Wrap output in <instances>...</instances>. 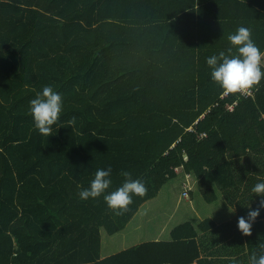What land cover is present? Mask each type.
Here are the masks:
<instances>
[{
    "label": "trees",
    "instance_id": "1",
    "mask_svg": "<svg viewBox=\"0 0 264 264\" xmlns=\"http://www.w3.org/2000/svg\"><path fill=\"white\" fill-rule=\"evenodd\" d=\"M246 1L203 19L215 2L0 0V264H212L195 241L206 224L216 229L212 220L103 260L101 234L123 231L170 183L181 189L186 175L206 204L222 192L235 201L243 183L264 178V80L252 98L223 100L206 64L240 26L264 51V0ZM46 85L63 99L49 137L30 115ZM108 166V192L122 185L121 170L147 187L122 216L103 197L78 195ZM257 219L243 235L248 257L264 243V209ZM160 250L164 256H144Z\"/></svg>",
    "mask_w": 264,
    "mask_h": 264
},
{
    "label": "clouds",
    "instance_id": "2",
    "mask_svg": "<svg viewBox=\"0 0 264 264\" xmlns=\"http://www.w3.org/2000/svg\"><path fill=\"white\" fill-rule=\"evenodd\" d=\"M227 39L230 46L226 50L206 58V64L211 70V80L225 96L252 97L260 90L261 81L264 80V51L257 46L248 27H238ZM62 109V96L52 85L44 86L30 101V115L40 135H54V126L60 122ZM76 120L73 116L67 123L75 126ZM112 172L111 166L97 169L89 187L82 188L78 195L81 200H98L103 197L108 209L113 214L122 216L130 211L134 196L143 198L147 195V187L142 180L133 179L131 172L121 170L119 175L124 178L122 185L108 192L113 183ZM251 192L261 199L255 209L247 205L249 210L246 217L237 218V228L244 236L252 235V226L259 217L260 210L264 209V181L257 182ZM229 212L234 213L235 209L232 208ZM258 249L259 251L254 250L249 255L248 264H264V243L259 244Z\"/></svg>",
    "mask_w": 264,
    "mask_h": 264
},
{
    "label": "crops",
    "instance_id": "3",
    "mask_svg": "<svg viewBox=\"0 0 264 264\" xmlns=\"http://www.w3.org/2000/svg\"><path fill=\"white\" fill-rule=\"evenodd\" d=\"M189 1V0H187ZM238 0H228L220 4V0L208 2V0H198V4L206 6L208 3L214 4L216 8H212L210 12H204L201 14L203 19H209V15L214 11H222V14L228 12L233 13L234 2ZM248 3L246 0H239ZM202 7V8H203ZM236 15H241L242 11H236ZM259 181H264V178H253L250 185L243 183L239 191L232 195L235 197V201H229L227 196L229 193L222 192L221 201L217 204H206L201 200L202 196L199 194L197 188L189 192V199L183 197V191L178 187L175 189V184L170 183L166 186L157 197L144 204L140 211L134 216L130 223L126 226L123 231H120L113 235H106L103 231L101 234V251L100 259H106L116 254L125 252L131 248L139 245L150 243V242H169L172 240L171 231L178 228L186 223H190L193 227H197L199 224L204 223L205 220H212L217 224L216 229L212 228L210 224H206L205 227L208 231L199 232L195 238L197 245L199 246L200 256L203 259L211 261L212 264H248V251L246 249V243L243 235L237 228V218L240 216H247L250 205L252 209H255L260 201V197L254 195L251 192L252 187ZM164 193V194H162ZM162 194L160 200L159 197ZM175 206H170L171 210L168 209L163 211L161 207L164 202L169 201L172 198V202L177 196ZM251 196L252 200L249 203L238 204L242 197ZM199 200L202 203H199ZM158 201V204L154 207L158 208L156 213L149 218H142L147 220L148 224L145 228L133 226L131 223L142 211V209H149V203ZM235 209L234 213H230L229 210ZM148 212L147 210H145ZM262 219V218H260ZM258 220V219H256ZM263 221V219L261 220ZM256 222V221H255ZM144 230V231H141ZM180 235L189 233L190 229L185 228L180 230ZM144 256H164V253L160 250L154 255L146 252ZM176 256H183V254H176Z\"/></svg>",
    "mask_w": 264,
    "mask_h": 264
},
{
    "label": "rangeland",
    "instance_id": "4",
    "mask_svg": "<svg viewBox=\"0 0 264 264\" xmlns=\"http://www.w3.org/2000/svg\"><path fill=\"white\" fill-rule=\"evenodd\" d=\"M176 187H177V186H175V189H176ZM177 188H178V187H177ZM195 188H196V186L193 187L192 191H193ZM162 194H164V193H162ZM162 194H161V196L159 197L158 200H160V199L162 198ZM177 197H178V195L175 196L173 202H172V198H171L170 201H169V204H168V201H167V202H164L162 205H163V206H167L168 208L166 209V208H164V207H161L162 210H163V211H166V210H168V209L171 210V207H170V206H175V202H176ZM201 200H203V199L201 198ZM201 200H199V203H202ZM149 204H151V205H149L148 207H152V208H150V210H149V209H145L146 207H145L144 209H142V211L137 215V217L134 219V221H132V223H131V228H132L134 225H135V226L140 225V227H142V228H143V227L145 228V226L149 225L148 222H147V220H145V219L142 220V218H146V219H147V218H149L150 216H153V215L156 213V211H157L158 208L154 207V205L158 204V201H154V202H151V203H149ZM145 210H147L148 212H146ZM141 231H144V230H141Z\"/></svg>",
    "mask_w": 264,
    "mask_h": 264
},
{
    "label": "built area",
    "instance_id": "5",
    "mask_svg": "<svg viewBox=\"0 0 264 264\" xmlns=\"http://www.w3.org/2000/svg\"><path fill=\"white\" fill-rule=\"evenodd\" d=\"M255 95V94H254ZM232 95H228V96H223L222 99L223 100H226V99H229ZM241 98H245V99H249V98H252V97H242V96H239ZM238 107V103H235V104H229L227 107H226V111L229 112V113H233ZM205 137V136H203ZM193 189V179L191 176L189 175H186V178H185V182L182 183L181 185V191H183V197L185 199H189V192Z\"/></svg>",
    "mask_w": 264,
    "mask_h": 264
}]
</instances>
